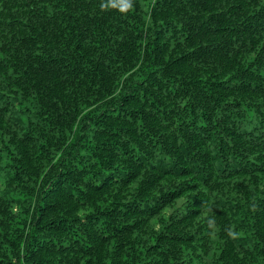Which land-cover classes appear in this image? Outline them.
<instances>
[{
  "label": "trees",
  "instance_id": "obj_1",
  "mask_svg": "<svg viewBox=\"0 0 264 264\" xmlns=\"http://www.w3.org/2000/svg\"><path fill=\"white\" fill-rule=\"evenodd\" d=\"M0 0V264H264V0Z\"/></svg>",
  "mask_w": 264,
  "mask_h": 264
},
{
  "label": "clouds",
  "instance_id": "obj_2",
  "mask_svg": "<svg viewBox=\"0 0 264 264\" xmlns=\"http://www.w3.org/2000/svg\"><path fill=\"white\" fill-rule=\"evenodd\" d=\"M131 4H132V0H127V7H126V8H122L121 10H122V11H127L128 8L131 7Z\"/></svg>",
  "mask_w": 264,
  "mask_h": 264
}]
</instances>
